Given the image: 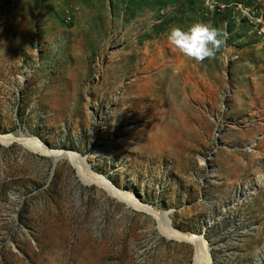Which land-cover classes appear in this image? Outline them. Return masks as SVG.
Instances as JSON below:
<instances>
[{
	"label": "rangeland",
	"instance_id": "374dc122",
	"mask_svg": "<svg viewBox=\"0 0 264 264\" xmlns=\"http://www.w3.org/2000/svg\"><path fill=\"white\" fill-rule=\"evenodd\" d=\"M212 2L13 0L0 14V133L78 155L203 237L212 264H264V0ZM196 22L222 41L199 62L167 40ZM14 140L0 141V264H195L159 220Z\"/></svg>",
	"mask_w": 264,
	"mask_h": 264
},
{
	"label": "bare ground",
	"instance_id": "6f19581e",
	"mask_svg": "<svg viewBox=\"0 0 264 264\" xmlns=\"http://www.w3.org/2000/svg\"><path fill=\"white\" fill-rule=\"evenodd\" d=\"M7 4H9V6L12 7L13 0H0V8H3V9L6 8V6H8ZM26 78H27V76H25V75L22 76L23 81H25ZM128 93H129V95L132 94V90L130 89L128 91ZM129 112H130V114H127L126 120L129 123H132L133 114L135 113V109H130ZM146 127L147 126L143 125L138 130L137 134L138 135L141 133L143 134ZM128 128H131V127H128ZM14 139L21 141L24 145H26L28 148H30L34 151L50 154V155L56 157L57 159L60 158V156L66 157L68 160L71 161L73 166L76 168L78 177L85 184L101 188L104 191H107L112 196H114V197L120 199L121 201H123L124 203H126L127 206L132 207L135 210L150 214L155 219L159 220V225H161L160 228H161L162 234H164L167 238L173 239L176 241H180V242H184L187 244L189 243L195 247V249H196V255H195V259H194L195 264H212V258L210 256L208 248L201 238H195L194 239L193 237L191 238L185 234L174 231L170 227V223H169V221L165 215L160 214L153 207L141 204L134 196H131L129 194H126V193L116 189L104 177L92 173V171L90 170V168L86 164V162L81 160L78 157V155L71 154V153L63 154L61 151L50 150L49 148H47L45 146V144L39 138H37L35 136H22L21 138H17V136H14V134H1L0 133V141L8 142V141L14 140ZM105 149H108V148L105 147ZM261 181H264V173L259 176V182H261ZM256 185H258V184L252 183L250 190H253V188L256 187ZM258 264H261V261Z\"/></svg>",
	"mask_w": 264,
	"mask_h": 264
},
{
	"label": "clouds",
	"instance_id": "9594fccd",
	"mask_svg": "<svg viewBox=\"0 0 264 264\" xmlns=\"http://www.w3.org/2000/svg\"><path fill=\"white\" fill-rule=\"evenodd\" d=\"M204 6L209 11L214 9L212 0H204ZM220 35L221 33L211 25L196 22L187 30L171 27L167 34V40L181 54L199 62L214 57L222 43Z\"/></svg>",
	"mask_w": 264,
	"mask_h": 264
},
{
	"label": "built area",
	"instance_id": "2783aa9c",
	"mask_svg": "<svg viewBox=\"0 0 264 264\" xmlns=\"http://www.w3.org/2000/svg\"><path fill=\"white\" fill-rule=\"evenodd\" d=\"M2 13V9L0 8V14Z\"/></svg>",
	"mask_w": 264,
	"mask_h": 264
},
{
	"label": "water",
	"instance_id": "95a60500",
	"mask_svg": "<svg viewBox=\"0 0 264 264\" xmlns=\"http://www.w3.org/2000/svg\"><path fill=\"white\" fill-rule=\"evenodd\" d=\"M169 214V213H168ZM202 239H204L203 237H202Z\"/></svg>",
	"mask_w": 264,
	"mask_h": 264
}]
</instances>
